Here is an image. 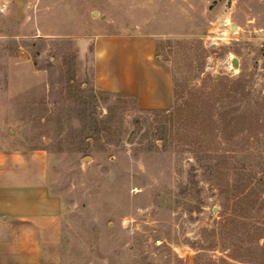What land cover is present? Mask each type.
I'll return each instance as SVG.
<instances>
[{
	"label": "rangeland",
	"instance_id": "374dc122",
	"mask_svg": "<svg viewBox=\"0 0 264 264\" xmlns=\"http://www.w3.org/2000/svg\"><path fill=\"white\" fill-rule=\"evenodd\" d=\"M110 34L153 37L168 111L92 86ZM0 147L46 152L60 264H264V0H0Z\"/></svg>",
	"mask_w": 264,
	"mask_h": 264
},
{
	"label": "crops",
	"instance_id": "0c3cea01",
	"mask_svg": "<svg viewBox=\"0 0 264 264\" xmlns=\"http://www.w3.org/2000/svg\"><path fill=\"white\" fill-rule=\"evenodd\" d=\"M91 84L129 95L139 109H168L167 65L147 34H110L90 43ZM42 149L0 147V264H60L62 201L47 184Z\"/></svg>",
	"mask_w": 264,
	"mask_h": 264
},
{
	"label": "trees",
	"instance_id": "16d2710c",
	"mask_svg": "<svg viewBox=\"0 0 264 264\" xmlns=\"http://www.w3.org/2000/svg\"><path fill=\"white\" fill-rule=\"evenodd\" d=\"M214 83H218V82H220L218 79H214V80H212ZM173 101V100H172ZM170 107H171V105H170ZM148 110H150V109H148ZM151 110H157V111H160V112H162V113H165L166 111H168V109H165V110H160V109H151Z\"/></svg>",
	"mask_w": 264,
	"mask_h": 264
},
{
	"label": "water",
	"instance_id": "95a60500",
	"mask_svg": "<svg viewBox=\"0 0 264 264\" xmlns=\"http://www.w3.org/2000/svg\"><path fill=\"white\" fill-rule=\"evenodd\" d=\"M233 64H235V65H236V64H237V62L234 60V61H233Z\"/></svg>",
	"mask_w": 264,
	"mask_h": 264
}]
</instances>
